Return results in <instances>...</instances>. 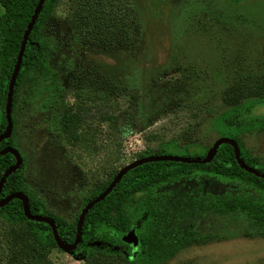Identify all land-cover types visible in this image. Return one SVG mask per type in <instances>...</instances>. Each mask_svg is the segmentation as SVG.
Masks as SVG:
<instances>
[{
	"label": "rangeland",
	"instance_id": "obj_1",
	"mask_svg": "<svg viewBox=\"0 0 264 264\" xmlns=\"http://www.w3.org/2000/svg\"><path fill=\"white\" fill-rule=\"evenodd\" d=\"M45 33L71 116L57 125L63 109L42 110L32 96H21L12 135L28 188L70 220L92 188L146 148L171 138L214 142L217 135L198 125L199 114L219 112L264 86V0H58ZM238 60L252 66L251 77L240 69L241 82L221 88L214 66L231 78ZM249 114L264 120V103ZM243 141L264 164V130ZM168 188L264 197L206 174ZM189 224L199 239L162 264H264V233L244 214L189 212L184 231ZM121 263L46 247L25 226L0 218V264Z\"/></svg>",
	"mask_w": 264,
	"mask_h": 264
},
{
	"label": "trees",
	"instance_id": "obj_2",
	"mask_svg": "<svg viewBox=\"0 0 264 264\" xmlns=\"http://www.w3.org/2000/svg\"><path fill=\"white\" fill-rule=\"evenodd\" d=\"M37 2L0 0V133L7 124L5 106L9 80L24 31ZM57 2L44 0L28 35L12 92V121L19 98L32 96V102L38 101L42 110L59 107L64 110L65 116L62 115L55 124L65 126L69 122L71 114L66 111L64 104L66 89L51 65L53 48L51 38L45 33ZM244 62L237 61V66L231 70V78L227 77L231 74L230 70L226 71L221 64L216 63L213 73L218 81H223L221 88L234 82L238 85L241 82L240 69L244 77H251L252 66L246 67ZM245 68L248 69L245 71ZM263 103L264 86L257 84L251 92L245 93L241 99L219 112L202 111L204 114H199L198 121V125H203L207 132L215 133L217 138L235 140L241 159L260 172H264V164L245 147L243 137L264 130L263 118L249 114ZM212 144L204 145L197 141L182 144L178 139L171 138L161 140L155 147L146 148L138 158L168 154L203 158ZM9 146L17 149L12 132L8 138L0 141V150ZM21 158L20 167L7 176L0 192L1 198L13 192H22L27 198L30 212L52 218L60 238L72 243L79 213L70 220L50 212L44 201L28 188L24 157L21 155ZM15 160L11 152L0 154V177ZM117 172L110 174L103 184L92 188L83 197L81 208L99 195ZM194 174L211 175L225 183L235 182L264 195V178L242 169L235 159L233 147L228 143L220 144L214 157L207 163L168 160L145 162L127 171L113 189L88 210L82 223L80 242L72 253L83 258H114L120 260L121 264H162L177 251L199 239L192 224L184 231L183 221L189 212L196 214L205 210L223 214L240 212L264 233V197L249 192L214 194L200 189L195 192H175L168 188ZM0 218L9 224L25 226L36 241L44 246H56L49 224L26 218L19 198H13L0 207ZM129 231L136 235V242L123 239Z\"/></svg>",
	"mask_w": 264,
	"mask_h": 264
},
{
	"label": "water",
	"instance_id": "obj_3",
	"mask_svg": "<svg viewBox=\"0 0 264 264\" xmlns=\"http://www.w3.org/2000/svg\"><path fill=\"white\" fill-rule=\"evenodd\" d=\"M43 2H44V0H38L36 7H35V10L31 16L29 23L26 26V29H25L23 37H22V41H21V45H20L19 52L17 55L16 63H15V66L13 68V72L11 74L9 84H8L6 106H5V116H6L7 124H6L5 130L0 133V141L5 139V138H8L11 135V132L13 130V121H12V114H11L12 92H13L14 84L16 81V76H17V73L19 71L21 61H22L23 52H24L25 45H26V42L28 39V35H29L30 30H31L41 8H42ZM222 143H228L233 147L235 159L242 169L246 170L247 172L254 174L257 177H263L264 178V172H260L256 168L248 166L241 159L240 150H239V147H238L235 140H233L232 138H229V137H218L214 140L213 144L208 149L207 154L203 158H200V157L190 158V157H183V156L172 155V154H168V155H147V156L138 158V159L130 162L129 164H126L125 166H123L114 175L113 179L108 184V186L99 195H97L95 198L88 201L84 205V207L81 209L79 216H78V219H77L75 239L72 243H67L60 238V236L57 232V226H56V224L52 218H50L49 216H44V215H40V214H32L30 212L29 207H28L27 198H26L25 194H23L22 192H13V193H10L3 198H1V196H0V207L4 206L7 202H9L13 198H19L22 201L23 212H24V215L26 218L31 219V220H36V221H43V222H46L47 224H49V226L52 230V234H53L56 245L60 249H63L66 251H73L80 242L82 223H83L84 217H85L86 213L88 212V210L94 204H96L98 201L102 200L113 189V187L116 185V183L119 181V179L127 171H129L130 169L134 168L135 166H137L139 164H142L145 162H151V161L168 160V161H182V162H186V163H200V164L201 163H207L214 157L216 149ZM6 152H11L12 154H14L16 160H15L13 165L9 166L2 173V176L0 177V192H1L2 186H3L7 176L11 172H13L17 168H19L21 163H22L21 154L18 151V149L9 146V147H4L3 149L0 150V154H4ZM123 239H125V240L128 239L129 241H134V242L137 241L136 235L134 234L133 231H129L128 233H126L123 236Z\"/></svg>",
	"mask_w": 264,
	"mask_h": 264
}]
</instances>
